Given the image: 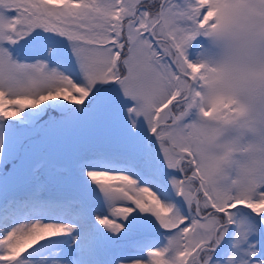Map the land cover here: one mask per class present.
Returning <instances> with one entry per match:
<instances>
[{"label":"snow or ice","instance_id":"obj_1","mask_svg":"<svg viewBox=\"0 0 264 264\" xmlns=\"http://www.w3.org/2000/svg\"><path fill=\"white\" fill-rule=\"evenodd\" d=\"M0 264H264V0H0Z\"/></svg>","mask_w":264,"mask_h":264}]
</instances>
